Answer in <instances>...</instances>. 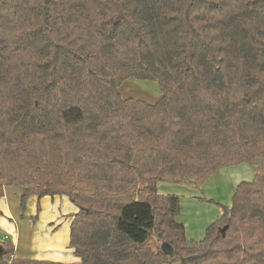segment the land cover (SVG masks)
<instances>
[{
	"label": "trees",
	"instance_id": "obj_1",
	"mask_svg": "<svg viewBox=\"0 0 264 264\" xmlns=\"http://www.w3.org/2000/svg\"><path fill=\"white\" fill-rule=\"evenodd\" d=\"M128 78L157 81L160 99L122 98ZM241 162L254 180L187 241L156 183ZM5 185L22 209L29 195L78 208L73 264H203L233 232L240 250L264 237V0H0V197ZM157 202L171 255L147 246ZM0 243V264H63Z\"/></svg>",
	"mask_w": 264,
	"mask_h": 264
},
{
	"label": "rangeland",
	"instance_id": "obj_2",
	"mask_svg": "<svg viewBox=\"0 0 264 264\" xmlns=\"http://www.w3.org/2000/svg\"><path fill=\"white\" fill-rule=\"evenodd\" d=\"M119 92L122 98H134L142 102L153 104L162 95L158 82L155 80H139L136 78L125 79ZM254 169L251 163L241 162L224 167H220L210 173L204 179L201 176L189 172L172 179L158 181L156 191L160 195H175L178 197L179 211L174 220L183 227V233L187 241L199 242L206 236L207 230L212 224L221 219L223 208L232 205L235 189L241 183H251L254 180ZM203 179V180H202ZM92 183H86L84 188L93 187ZM139 189L142 186L139 185ZM143 195L152 201L146 190H142ZM71 195H74L71 193ZM75 196V195H74ZM156 228L152 231L147 246L154 252L159 250L160 245L170 239V231L165 226V214L162 207L157 202L155 204ZM235 234L230 246L226 245V251L221 253L204 254L203 264H260L250 260L251 255H255L264 248V237L256 234L249 239L246 237V245L239 249L238 242H234ZM177 246V245H176ZM217 245L211 247V250ZM222 248V247H219ZM232 248V251L230 252ZM232 256V258H231ZM168 264H180L172 262Z\"/></svg>",
	"mask_w": 264,
	"mask_h": 264
},
{
	"label": "crops",
	"instance_id": "obj_3",
	"mask_svg": "<svg viewBox=\"0 0 264 264\" xmlns=\"http://www.w3.org/2000/svg\"><path fill=\"white\" fill-rule=\"evenodd\" d=\"M20 195L18 186L3 187L0 242L12 243L16 259L78 263L79 258L70 247L71 225L78 208L64 195H29L22 209Z\"/></svg>",
	"mask_w": 264,
	"mask_h": 264
},
{
	"label": "water",
	"instance_id": "obj_4",
	"mask_svg": "<svg viewBox=\"0 0 264 264\" xmlns=\"http://www.w3.org/2000/svg\"><path fill=\"white\" fill-rule=\"evenodd\" d=\"M223 232H224V228L221 230V234H223ZM162 250H163L165 253L169 254V255H171L172 252H173L172 248H169L167 245H162ZM4 253H5V248H4V246L0 243V255H3Z\"/></svg>",
	"mask_w": 264,
	"mask_h": 264
}]
</instances>
